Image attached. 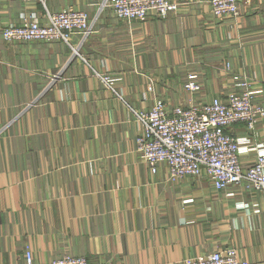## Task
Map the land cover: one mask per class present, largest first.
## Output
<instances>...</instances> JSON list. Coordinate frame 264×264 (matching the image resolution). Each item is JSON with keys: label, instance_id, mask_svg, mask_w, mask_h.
<instances>
[{"label": "crops", "instance_id": "crops-1", "mask_svg": "<svg viewBox=\"0 0 264 264\" xmlns=\"http://www.w3.org/2000/svg\"><path fill=\"white\" fill-rule=\"evenodd\" d=\"M167 17L119 19L110 0H0V264H184L234 246L264 264V189L246 179L219 189L208 176L153 172L137 150L136 111L239 91L247 77L264 106V0H238L221 17L210 0H172ZM86 11L91 33L70 42L7 41L3 29L47 11ZM229 65L230 70L224 69ZM196 75L201 83H186ZM108 75V86L102 76ZM226 131L247 149L246 173L264 150V116Z\"/></svg>", "mask_w": 264, "mask_h": 264}, {"label": "built area", "instance_id": "built-area-1", "mask_svg": "<svg viewBox=\"0 0 264 264\" xmlns=\"http://www.w3.org/2000/svg\"><path fill=\"white\" fill-rule=\"evenodd\" d=\"M212 13L221 17H236L241 13L238 0H210ZM114 14L119 19L146 20L151 15L167 17L179 10L178 2L172 0H110ZM47 23H42L36 15L24 18L21 23H11L3 29L7 41L53 40L70 42L74 34L87 36L91 33L89 16L86 11L66 7L59 11H47ZM229 68V65H227ZM186 87L198 90L201 83L196 75ZM108 86L113 80L102 76ZM241 89L230 92L226 97H214L207 102H190L169 106L157 98L148 108L136 111L141 130L136 137L137 150L149 164L153 172L165 164L170 175L181 178L187 175L208 176L214 185L224 189L237 185L246 179L252 191L264 189V150L246 173L239 158L246 152L242 140L226 131L233 123L244 122L253 130L264 116V106L254 102L255 90L247 77H238ZM27 262H32L30 251H26ZM52 264H112L110 262L91 263L84 256L66 254ZM184 264H248L239 257L232 246L225 251L215 250L193 257H186Z\"/></svg>", "mask_w": 264, "mask_h": 264}, {"label": "rangeland", "instance_id": "rangeland-1", "mask_svg": "<svg viewBox=\"0 0 264 264\" xmlns=\"http://www.w3.org/2000/svg\"><path fill=\"white\" fill-rule=\"evenodd\" d=\"M224 69H226V70H230L227 66L226 67H224ZM236 78H238L239 77V75H234ZM233 92V91H232ZM56 260V259H55ZM54 261V260H53ZM52 261V262H53ZM28 263V262H27ZM32 263V262H31ZM31 263H29V264H31ZM52 264V263H51Z\"/></svg>", "mask_w": 264, "mask_h": 264}]
</instances>
